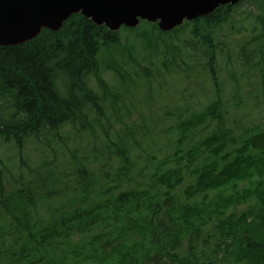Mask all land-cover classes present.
<instances>
[{
	"label": "trees",
	"instance_id": "1",
	"mask_svg": "<svg viewBox=\"0 0 264 264\" xmlns=\"http://www.w3.org/2000/svg\"><path fill=\"white\" fill-rule=\"evenodd\" d=\"M248 1L253 10L238 18L234 8L221 7L167 31L146 20L137 27L123 26H142L135 40L150 50L151 62L153 57L165 62L154 63L153 70L148 62L142 65L145 74L133 78L112 61L108 68L121 83L128 86L140 75L152 81L148 74L159 67L175 73L178 51L187 61L193 58L190 69L203 66L210 73L218 97L205 112L179 114L170 125L164 121L166 127L158 124L166 118L163 114L143 118L144 124L137 125L146 132L141 147L145 150L147 143L151 150L138 171L134 166L140 158L128 157L126 149L118 148L121 159L114 163L103 147L96 155L79 141L83 129H93L89 108L105 114L104 99L91 80L107 97L115 93L104 76L101 47L130 52L134 39L123 48L118 31L74 14L57 32L45 29L30 42L0 47V113H6L0 117V264H11L8 255L16 256V264H37L43 250L61 248L62 264H264V127L239 133L225 124L186 150L187 137L196 140L190 134L194 129L207 118L224 116L220 96L229 72L216 57L219 46L237 63L241 59L244 73L247 68L264 71V1ZM216 27L221 28L218 41L212 38ZM227 27L233 28L225 34ZM253 78L247 83L255 87ZM168 128L180 134L177 147ZM131 137L135 148L141 135ZM10 148L14 160L2 155ZM157 149L166 154L164 159ZM194 159L203 164L191 175L208 167L214 171L207 191L199 186L202 176L185 178L182 169ZM202 205L218 214L207 227Z\"/></svg>",
	"mask_w": 264,
	"mask_h": 264
},
{
	"label": "rangeland",
	"instance_id": "2",
	"mask_svg": "<svg viewBox=\"0 0 264 264\" xmlns=\"http://www.w3.org/2000/svg\"><path fill=\"white\" fill-rule=\"evenodd\" d=\"M248 6H251L250 2H248ZM142 31V26L135 30H127L122 27L118 31L120 45L123 48L131 46L133 39L139 38ZM243 36L236 34L238 39ZM159 40L163 41L160 38ZM132 44L133 48L130 52L118 46H111L110 49L103 51L101 55L102 69L110 86L109 90H114L115 93L107 97V91L103 92L95 81L91 80L90 85L97 92L98 97L104 99L102 108L105 114L99 115L95 108H89L88 118L93 129H83L79 141L89 152L96 151V155H100L101 147H103L108 158L114 163L121 159L116 154L118 148L126 149L128 157L131 154L132 158H140L137 165L134 166V170L138 171L145 166V157L151 150V147L147 148V143H143L145 150L141 147V143L144 142L142 136L146 132L137 125L143 123V118L147 120L150 116L156 113L161 114L163 111L166 112L167 117H172V115H176V107L184 102H188L191 107L200 110L205 108L212 99H216V95L210 73L203 70V66L195 71L190 69L189 64L193 65L194 63L193 58L187 61L178 51L175 52L176 60L173 63V66L176 67L175 73L159 67L153 71L155 79L152 83L146 82L143 75H140L134 83L128 86L121 83L113 74L105 71L112 61L123 67L133 78H136L142 71V65L151 62L148 55L150 50L142 41L134 40ZM186 49L188 48L186 47ZM235 50L237 51L238 47ZM224 52L221 51L217 58L223 69H228L229 72L228 83H223L220 79L224 88L225 113L228 115L229 121L234 126H239V129L255 122L262 121L264 123V79L261 80L252 75L254 77L252 81L257 80V84L255 87L248 85L249 73H244L234 56L229 57L227 53L223 54ZM152 61L151 70H153L154 63L162 66L165 62L163 58L154 57ZM197 63L201 64L198 61ZM204 65H206L205 62ZM254 73L259 72L255 71ZM136 83L137 86L131 89V93H127V89ZM246 94L247 97H245ZM111 101H114V105L111 104ZM0 117L4 119L6 113H0ZM146 124H151V121ZM213 127L214 124L210 129ZM137 132L141 137H138L134 148V140L131 136ZM173 141H176V137L173 138ZM158 147H161L160 143L157 144L156 148ZM111 150L113 151L110 153ZM156 154L162 155L158 149ZM2 155L5 159L14 160L15 151L12 148L6 149ZM165 156L164 153L162 159ZM3 224L4 221L0 216V225Z\"/></svg>",
	"mask_w": 264,
	"mask_h": 264
},
{
	"label": "water",
	"instance_id": "3",
	"mask_svg": "<svg viewBox=\"0 0 264 264\" xmlns=\"http://www.w3.org/2000/svg\"><path fill=\"white\" fill-rule=\"evenodd\" d=\"M239 0H0V46H15L37 37L43 28L60 30L74 13H82L111 30L158 22L172 30L184 19L214 12Z\"/></svg>",
	"mask_w": 264,
	"mask_h": 264
}]
</instances>
